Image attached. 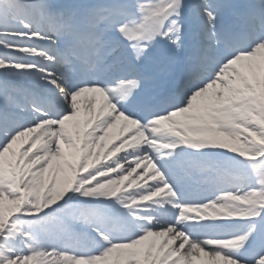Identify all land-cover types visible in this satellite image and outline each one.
Listing matches in <instances>:
<instances>
[{"label":"snow or ice","instance_id":"snow-or-ice-1","mask_svg":"<svg viewBox=\"0 0 264 264\" xmlns=\"http://www.w3.org/2000/svg\"><path fill=\"white\" fill-rule=\"evenodd\" d=\"M0 264H264V0H0Z\"/></svg>","mask_w":264,"mask_h":264}]
</instances>
